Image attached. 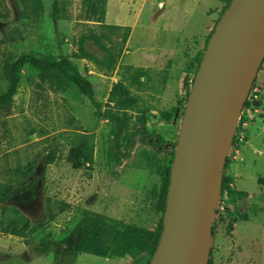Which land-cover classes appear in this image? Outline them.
Returning <instances> with one entry per match:
<instances>
[{
  "label": "rangeland",
  "instance_id": "1",
  "mask_svg": "<svg viewBox=\"0 0 264 264\" xmlns=\"http://www.w3.org/2000/svg\"><path fill=\"white\" fill-rule=\"evenodd\" d=\"M40 1L43 9L34 15L22 0H0V92L5 89L4 63L20 53L33 52L47 61L69 57L77 39L88 30L108 37L117 48L121 45L125 30L84 20L80 0ZM54 1L66 11V19L51 18ZM224 9L221 0H107L105 25L129 28L114 69L99 70L92 62H75L91 82L103 111L109 109L121 118L125 139L140 110L145 112L149 132L169 141L178 137L180 114L196 74L195 58ZM86 48L103 59L92 42ZM251 89L261 102L248 125L261 126L264 63ZM115 132V123L98 117L74 87L41 83L33 68H23L10 110L0 111V190L13 185L4 205L44 226L26 238L6 234L4 229L12 218L7 211L0 223V264H57L51 254L39 252L40 243L72 235L87 212L112 219L123 228L154 227L160 215L151 192L159 188L162 176L172 167L170 156L136 146L128 159L121 160L113 147ZM82 148L84 155L73 164L70 151ZM51 151L54 162L45 167V156ZM238 152L229 150L222 175H229L232 162L241 154ZM32 164L34 170L25 178ZM246 181V193L234 190L232 197L217 195L224 221L213 216L216 222L208 239L209 264H264V152L246 172ZM47 202L54 214L51 221H45ZM236 221V253L229 254ZM148 260L146 253L138 259L81 254L74 264H147Z\"/></svg>",
  "mask_w": 264,
  "mask_h": 264
},
{
  "label": "water",
  "instance_id": "2",
  "mask_svg": "<svg viewBox=\"0 0 264 264\" xmlns=\"http://www.w3.org/2000/svg\"><path fill=\"white\" fill-rule=\"evenodd\" d=\"M264 60V0H232L195 74L150 264H208L218 186L238 117Z\"/></svg>",
  "mask_w": 264,
  "mask_h": 264
},
{
  "label": "trees",
  "instance_id": "3",
  "mask_svg": "<svg viewBox=\"0 0 264 264\" xmlns=\"http://www.w3.org/2000/svg\"><path fill=\"white\" fill-rule=\"evenodd\" d=\"M22 1L34 15H37L43 9L40 0ZM221 1L225 4L224 10H226L232 0ZM80 3L84 8V20L95 22L99 24V26L111 30H125L123 38L121 39V45L117 48L115 44L108 41V37L99 35L93 30H88L87 33L82 34L77 39L75 42L76 49L69 57L61 56L57 61H47L43 56L33 52L20 53L15 58L6 61L3 65L5 89L0 92V111L8 112L10 110L14 101V96L19 88L21 72L23 68L28 65L37 72V78L41 83H65L74 87L81 96L90 102L98 117L110 119L115 123L116 132L113 136V147L121 160L128 159L136 146H144L150 148L155 153L169 155L171 166L174 160L178 137H176L174 141H169L165 140L156 132H149L146 126L145 112L140 110V115L136 118L129 137L125 139V128L121 118L109 109L103 111L101 103L94 97V90L91 82L79 71L75 61L80 60L94 63L99 67V70H113L117 62V57L127 40L129 31L128 27L105 25L107 0H80ZM67 17L66 11L59 7L58 2L54 1L51 18L57 21L66 19ZM214 28L207 37L204 48L198 52L195 58V72L198 70ZM88 42H92L103 53V59H98L86 48ZM116 50L117 53H115ZM263 63L264 60L259 70L262 69ZM255 80L256 77L252 87ZM251 91L252 89L250 92ZM185 104L180 114L181 121ZM248 107L249 103L246 100L242 109V120H245L246 115L244 110ZM234 139L235 135L233 136V140ZM124 140L125 143L122 146ZM84 152V148L70 151V161L76 164L80 160V157L84 155ZM54 159V153L52 151L47 153L44 159V166L47 167L52 164ZM226 164L227 159L225 161V167ZM170 168L172 167H169L165 175L162 176L159 188L151 192V197L155 201V211L160 215L159 220L154 224L153 228H144L136 225L123 228L112 219L87 212L77 223L76 229L72 232V235L64 236L53 243L48 239H44L39 245V252L41 254H51L53 260L57 264H74L75 259L81 254H88L99 258L129 255L134 259H138L141 254L146 253L149 256L147 264H150L163 235L164 216L171 175ZM33 170L34 165L32 164L24 177L28 178ZM13 190V185H8L4 190H0V216L2 217L0 223H2L7 211H11L12 218L6 225L4 232L12 236L26 238L27 235L34 234L42 229L44 223H32L29 219L21 215L17 209L4 205L13 193ZM235 193L236 192L231 187V179L228 176L222 175L218 186V195L221 197H232ZM213 215L218 218L220 223L224 221V217L219 208L213 211ZM45 217V221L54 219V214L49 202L45 204ZM215 222L216 221H213L210 234L214 233ZM136 246H140L142 249L137 251L135 249ZM209 260L210 256L208 264L210 262Z\"/></svg>",
  "mask_w": 264,
  "mask_h": 264
},
{
  "label": "crops",
  "instance_id": "4",
  "mask_svg": "<svg viewBox=\"0 0 264 264\" xmlns=\"http://www.w3.org/2000/svg\"><path fill=\"white\" fill-rule=\"evenodd\" d=\"M105 17L108 18L107 14ZM253 113L251 118H253ZM247 127V139L244 145L242 144L240 147L239 151H241V154L239 155L238 159H236L234 163L232 162L228 175L231 179V187L236 192L244 193L249 191L246 181V172L248 169L255 167V161L258 160L259 156L264 152V125L251 126V124L248 125L247 120ZM242 209L244 210L243 206ZM237 224L238 221L234 222L233 230L231 232L232 241L229 243V254L232 253V251L236 253V247L235 243L233 242V238Z\"/></svg>",
  "mask_w": 264,
  "mask_h": 264
},
{
  "label": "built area",
  "instance_id": "5",
  "mask_svg": "<svg viewBox=\"0 0 264 264\" xmlns=\"http://www.w3.org/2000/svg\"><path fill=\"white\" fill-rule=\"evenodd\" d=\"M247 101L249 103V107L244 110V113L246 115L245 120H242V115H243V111H242L236 123L235 134H234L235 139L232 141V144H231V148L234 149L236 153L238 152V150H240L239 148H236V146L239 147L243 143L244 132L247 128V120H249L252 117L251 116L252 113L256 111V108L258 107L259 102H260V97L258 94L253 93V90H252L247 98Z\"/></svg>",
  "mask_w": 264,
  "mask_h": 264
}]
</instances>
